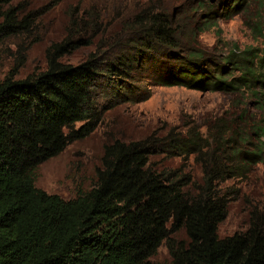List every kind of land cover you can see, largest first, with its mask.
<instances>
[{
	"label": "trees",
	"instance_id": "1",
	"mask_svg": "<svg viewBox=\"0 0 264 264\" xmlns=\"http://www.w3.org/2000/svg\"><path fill=\"white\" fill-rule=\"evenodd\" d=\"M14 1L0 0V45L30 31L33 23L30 15L22 16L12 5ZM252 4L259 5L256 15L263 16L264 0H232L228 18L249 13ZM194 6L195 18L202 16L195 27L191 19L149 5L120 30L102 32L105 37L95 52L80 64L62 62L72 47L70 34L48 49L45 72L22 80L12 72L0 82V264H159L152 259L162 246L170 255L164 264H264V212L257 207L246 230L219 236L231 203L219 185L244 177L263 161L264 120L240 117L243 120L232 127L224 123V134L213 137L212 149L198 135H176L166 143L116 139L104 147L95 186L75 199L65 200L35 186L33 173L42 163L96 130L101 81L119 77L116 91L107 95L123 91L132 100L156 70L154 52L180 65L167 73L158 71L143 91L147 95L153 86L257 95L254 88L262 85L261 67L253 52L234 50L211 57L202 50L200 33L218 27L220 16L202 13L212 9L205 0ZM100 27L92 21L80 29L100 31ZM81 32L77 31L79 37ZM90 40L79 43L95 44L93 37ZM126 47L135 53L130 55ZM259 112L264 117L263 95ZM159 149L196 155L202 183L190 189L189 176L156 170L151 159ZM180 232L184 239L174 237Z\"/></svg>",
	"mask_w": 264,
	"mask_h": 264
},
{
	"label": "rangeland",
	"instance_id": "2",
	"mask_svg": "<svg viewBox=\"0 0 264 264\" xmlns=\"http://www.w3.org/2000/svg\"><path fill=\"white\" fill-rule=\"evenodd\" d=\"M198 1L15 0L12 5L22 11V16L30 15L33 23L30 31L10 37L0 45V82L12 72L17 73L16 80L45 72L48 67V49L54 44L64 42L70 34L73 36L72 47L62 62L70 65L80 64L95 52L97 43L105 37L102 32L113 33L114 30H120L124 23L147 9L149 5H153L156 11L164 9L169 14L177 13L185 21L191 19V27H195L202 17L195 18L194 4ZM205 1L212 5V9L202 13L212 12L220 17L217 21L218 27L213 26L200 33L199 47L211 57L217 54L227 56L234 50L252 51L254 59L261 67L258 80L262 85L257 84L254 88L257 95L247 91L223 94L185 87L154 86L147 95L143 91L156 79L158 71L167 73L170 69L177 70L180 65L179 61L169 56L161 57L154 52L153 56L157 58L156 70L150 72L145 82L141 83L136 92L137 96L132 100L124 97L123 91L119 94L117 92L118 96L107 95V92L116 91L119 77L112 76L111 79L101 81V88L106 92L101 90L97 95L101 119L96 130L88 138L70 144L64 152L42 163L34 171L33 177L38 189L59 195L65 200L75 199L89 192L96 184L97 170L101 168L105 145L116 139L138 141L149 138L166 143L169 137L176 135L181 138L198 135L202 137L204 145L212 149L215 147L213 137L224 134V123L232 127L243 119L254 122L264 120L259 112L261 96H264V20L256 22L259 18H264V13L263 16H257L260 7L252 4L249 13L242 12L228 18V6L232 0H214L213 3L212 0ZM260 13L262 14L261 11ZM92 21L101 25L100 31L84 29L81 32L80 28ZM79 30L81 37L77 34ZM88 33V37H83ZM91 37L94 38L95 44L86 46L79 43V39L91 41ZM128 49L125 50L130 52V55L135 53L133 48ZM82 125L77 124L76 128ZM224 136L225 139L230 137L227 132ZM251 143L256 144L254 140ZM233 144H230L232 148ZM247 148L248 151L252 150L249 144ZM240 149L242 150V147ZM228 151L230 152L229 149ZM195 158L196 155L191 153L180 156L179 153L159 149L151 161L158 171L176 170L179 177L189 176L191 182L188 187L193 189L194 183H202V168L195 162ZM219 191L222 195L226 194L231 201L228 216L219 226V236H231L246 230L251 211L257 207L264 212V157L263 161L255 165L244 177L221 183ZM174 237L184 239L185 234L180 232ZM152 260L159 264L169 262L167 247L162 246Z\"/></svg>",
	"mask_w": 264,
	"mask_h": 264
},
{
	"label": "water",
	"instance_id": "3",
	"mask_svg": "<svg viewBox=\"0 0 264 264\" xmlns=\"http://www.w3.org/2000/svg\"><path fill=\"white\" fill-rule=\"evenodd\" d=\"M212 3L214 2V0L211 1Z\"/></svg>",
	"mask_w": 264,
	"mask_h": 264
}]
</instances>
